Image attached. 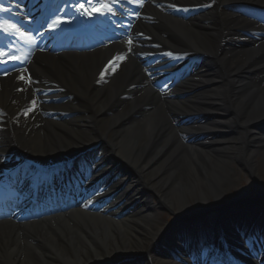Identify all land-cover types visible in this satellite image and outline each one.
Instances as JSON below:
<instances>
[{
	"label": "bare ground",
	"instance_id": "obj_1",
	"mask_svg": "<svg viewBox=\"0 0 264 264\" xmlns=\"http://www.w3.org/2000/svg\"><path fill=\"white\" fill-rule=\"evenodd\" d=\"M219 1L226 6L237 0ZM232 17L233 12H227L220 20L222 26L210 24V28L191 20L195 26L189 29L183 21L160 14L158 27L170 33L169 40L159 28L146 32L157 42L172 40L181 48L217 55L218 39ZM114 47L34 55L29 69L37 87L49 88L55 99L29 115L17 113L33 98L32 88L20 77H0V156L25 161L40 152L46 156L42 164L68 163L98 145L101 155L97 160L108 161L106 172L119 164L129 173L112 179L111 187L97 198L117 193L104 213L79 206L37 221H0V264H118L136 258H145V264H178L163 259L162 254L169 237L181 231L183 205L191 200L203 204L206 199L217 200L235 166L252 176L264 167V136L256 131L264 122V82L257 75L239 81L245 68L235 60L249 61L255 51L229 59L216 56L213 79L196 75L188 88L194 94L184 101L168 99V103L131 59L116 75L109 70L106 74L113 76L101 78L100 69ZM11 56L3 55L0 60ZM199 84H206L208 92L197 89ZM185 90L178 87L171 94L180 96ZM125 93L129 98L119 105ZM142 106L146 110L140 111ZM200 106L216 116L205 124L182 125L184 112L192 113ZM232 128L236 133L219 137L222 130ZM200 135L213 138L185 139ZM138 194L144 195L143 205L134 213L121 215ZM211 207L205 204L204 210ZM240 208L238 212L244 214L246 207ZM161 209L171 215L178 212V221L165 224ZM216 217L212 214L187 224L210 226Z\"/></svg>",
	"mask_w": 264,
	"mask_h": 264
},
{
	"label": "rangeland",
	"instance_id": "obj_2",
	"mask_svg": "<svg viewBox=\"0 0 264 264\" xmlns=\"http://www.w3.org/2000/svg\"><path fill=\"white\" fill-rule=\"evenodd\" d=\"M11 62H13V64L5 65L4 67H9V66L18 67L20 65L18 60L16 61L14 60ZM17 71H22V69L20 68ZM0 72H3V69H1ZM256 131L259 132L260 134H263L261 131H259V129ZM234 133H236L235 128L225 129L223 131L222 138H224L225 136L232 135ZM255 190H258L259 192H262V193L264 192V167L259 168L256 176H252L251 173L248 172V170L245 171V170H242L239 166H235L233 169L229 171L228 179L224 181L223 187L220 190L219 198L217 200L213 198L206 199L204 204L201 201H198V202H194L192 200L188 201L187 204L183 205L185 210L183 211V214L180 212L182 215L181 217L194 216L195 214L203 213L205 209V204L209 207L214 206V205L220 206L228 202L235 203L236 201L247 199V197L249 196L251 197L253 196V198H255L254 196ZM163 212H164V217L162 218V221L165 224L172 222L175 219V215L177 214L180 215L178 212L174 215H171V213L165 212V210L161 209V213ZM210 213H213V212H210ZM208 215L209 214H207L206 216ZM141 260L145 261L144 259H141Z\"/></svg>",
	"mask_w": 264,
	"mask_h": 264
},
{
	"label": "snow or ice",
	"instance_id": "obj_3",
	"mask_svg": "<svg viewBox=\"0 0 264 264\" xmlns=\"http://www.w3.org/2000/svg\"><path fill=\"white\" fill-rule=\"evenodd\" d=\"M73 2H74V3H79V0H73ZM86 2H88V0H86ZM95 2H96V3H99V0H95ZM129 2H131V0H129ZM153 2H155V0H153ZM141 6H143L142 3H141ZM156 6H157V7H160L161 5L157 4ZM80 7L83 8V5H81ZM169 7H174V5H169ZM0 10H3L2 7H0ZM105 10H106V11H105ZM81 14L84 15V14H88V13L85 11V12H82ZM100 14H101V15H105V14H107V15H111V14H112V13H111V9H110L107 5H105V6H103V8L101 9ZM136 15L139 16V13H137ZM64 22H69V21H62V20H60V19H55V20H53L52 23H51V25H50V30L55 31V30H56V29H57L62 23H64ZM13 27H14V26H13ZM137 35H141V36H142L143 34H142V33H137ZM32 42L34 43V41H32ZM128 43L131 44V43H132V40L129 39ZM129 52H131V49H129ZM0 54H2V53H0ZM166 55H168L169 57H172V58L178 59V57H175V56L173 55V53H171V52L167 53ZM126 58H127L126 55H123V56H117V57H114L111 61H109V63L105 66L104 72L101 73V78L104 77L105 72H108L109 69H111V70L114 72V71L116 70V68L119 67V63H118V61H122L123 59H126ZM5 63H6V62H5ZM21 63H23V61H21ZM3 71H4V72L8 71L7 67H5V68L3 69ZM149 74H151V73H149ZM20 78L22 79L23 77H20ZM31 104H32V107H26V108L24 109V115H27L28 112H30V111H34L35 106H36V101H35V99H33V100L31 101Z\"/></svg>",
	"mask_w": 264,
	"mask_h": 264
}]
</instances>
